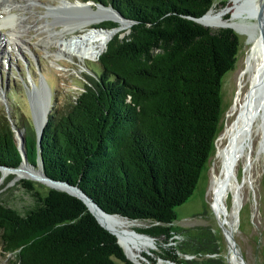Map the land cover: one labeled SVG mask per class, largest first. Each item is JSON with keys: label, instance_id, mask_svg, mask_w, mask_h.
<instances>
[{"label": "trees", "instance_id": "trees-1", "mask_svg": "<svg viewBox=\"0 0 264 264\" xmlns=\"http://www.w3.org/2000/svg\"><path fill=\"white\" fill-rule=\"evenodd\" d=\"M96 2L133 22L127 35L107 43L96 79L64 113L49 116L39 145L29 115H11L24 130L30 165L40 159L48 178L77 186L108 214L149 222L136 231L166 244L175 209L192 195L212 151L221 81L234 69L239 39L230 28L194 20L214 0ZM21 161L2 113L0 166ZM21 184L34 196L32 208L21 214L0 201L2 253L15 255L14 264H133L80 199L51 188L41 195L30 180ZM170 248L157 259L180 264Z\"/></svg>", "mask_w": 264, "mask_h": 264}, {"label": "rangeland", "instance_id": "rangeland-1", "mask_svg": "<svg viewBox=\"0 0 264 264\" xmlns=\"http://www.w3.org/2000/svg\"><path fill=\"white\" fill-rule=\"evenodd\" d=\"M16 1L23 6V11L14 9L11 13L18 15V17L23 15L22 18L26 20V22L20 23L15 20L16 23H19L17 28L20 25L30 27V29L26 28L27 30L21 29L26 32L20 34L26 41L27 47L26 45L21 46L18 44L14 46L9 44V32H13L12 29L14 28H10L13 23V17L7 19L6 22L0 19L2 24L0 26V43H2L0 45V114L2 115L3 113L6 116L14 132H16V129L12 113L14 115L16 113L19 114L20 111L27 113L29 120L33 124L27 97L30 94L29 91H34L33 86L39 84L40 78L50 84V89L48 88L51 94L49 116L57 117L67 110L70 101H73L84 90L91 78L96 79V72L94 71L98 72L99 70L97 61L85 60L82 62L77 58H67L63 54L55 55L54 57L51 55L50 51L55 50L53 46L49 48L46 43L52 44L54 42L53 38H55L53 30L60 31L62 28L64 10L63 12L62 10H56L47 15L48 9L46 7L49 5L57 7L59 0ZM69 1L83 2L93 10L101 8L97 6L96 0ZM235 1L214 0L211 8L215 13H224V19H231L232 13H230V9ZM5 5H8V3H5ZM250 5L248 4L251 8ZM258 20L256 16L248 12L241 14L236 19L239 24L245 25V32L244 35H240L233 30L238 36L240 46L234 69L226 73L221 81L222 113L213 141L212 151L201 171L192 195L185 203L175 209L176 218L170 225L171 239H168L166 244L163 243V238L154 239V248L150 249V252H142L143 255L149 256L152 261L144 257V260L142 259L143 263L140 264H176L157 259V254L165 255L162 249L171 253L174 252L170 246L175 249L180 264H238L233 258L234 256L231 255L232 249L225 234H231L236 248V257L238 260H242L243 264H264V145H261L263 134L257 129V125L261 123L259 117L252 129L251 151L238 162L234 171L236 189H238L241 199L239 207L235 206L233 191L227 190L222 197L223 210L216 211L214 208L215 198L211 192L213 175L214 173H219L221 166L220 159L217 157L218 147L222 148L226 144L225 140L219 141V139L226 125L232 122L229 114L233 108L238 90L237 78H239L240 72L246 66V58L251 47L249 36L248 34L246 35V32ZM126 23L129 24V27L123 30L120 34L121 37L129 33V28L132 25L130 22ZM91 27L103 28L100 23ZM112 38L113 36L109 41ZM49 55L51 56L49 57ZM246 90L247 86L243 89L244 94ZM243 98L244 95L241 100ZM17 133L23 135L20 130ZM35 135L38 140L40 134L35 131ZM15 139L17 140L16 136ZM20 167L21 165L17 168ZM36 168L40 169V165L38 166L37 164ZM4 171L5 169H0V201L4 206L12 208L21 214L35 205L33 194L25 190L21 184L22 180L32 181L35 190L39 191L41 195H45L47 190L50 189V187L39 180L26 178L17 180L13 171H7L10 174L4 177ZM235 212L237 213L236 221ZM120 218L129 220L125 217ZM129 221H134L136 224L135 228L133 227L135 231L150 226L149 222L138 219ZM219 221H222L225 232L222 231ZM14 260L15 255H4L2 253L0 242V264H14ZM130 261L133 264H138L131 259ZM115 264L122 263L115 260Z\"/></svg>", "mask_w": 264, "mask_h": 264}, {"label": "bare ground", "instance_id": "bare-ground-1", "mask_svg": "<svg viewBox=\"0 0 264 264\" xmlns=\"http://www.w3.org/2000/svg\"><path fill=\"white\" fill-rule=\"evenodd\" d=\"M26 2L28 1L26 0ZM5 3H8V5H5ZM248 4H251V8ZM57 5L58 7L50 5L46 7V9H48V12L46 11L47 15L56 10H62V12L64 10L62 28L60 31L53 30L55 32V38H53L54 42L52 44L46 43L49 48L53 46L55 51H50L53 57L63 54L67 58H77L82 62L85 60L97 61L99 56L106 49L109 39L116 33H122L124 29L129 27V24L117 18L114 13L108 9L98 8L93 10L83 2H72L69 0H59ZM14 9L23 11V6L17 3L16 0L13 2L11 0H2L0 2V19L6 22L7 19L13 17V23L10 28H14L12 29L13 32H9V44L14 46L18 44L21 46L26 45V41L20 36L21 33L23 34L26 31L21 29H30V27L20 25V27L17 28V24L26 22V20L22 18L23 15L19 17L18 15H13L11 12ZM246 12L253 14L259 20L252 24L250 30L246 32L251 44L250 51L246 58L247 60L245 59L246 66L240 72L239 78H237L238 90L233 108L229 114L232 118V122L226 125L219 139V141L225 140L226 144L224 147H220L221 149L218 147L217 157L220 159L221 166L219 173H214L211 181V192L215 198L214 208L216 211L220 209L223 210L222 197L227 190L233 191L235 206L237 208L239 207L241 199L238 189H236L237 185L234 180V171L238 162L251 151L252 129L258 117L261 123L257 125V129L263 134L261 145H264V113L262 112V107L264 106L262 100L264 98V0H236L230 9V13H232L231 19H224V13H215L211 8L209 12L199 20L200 24L205 27L211 29L231 27L238 34L244 35L245 25L239 24L236 19ZM106 17H109V19L117 23L118 26L110 29L91 27L94 24L102 22ZM15 20L19 23H16ZM0 26H2L1 23ZM51 55H49V57ZM246 86L247 90L244 94L243 89ZM37 87L38 86H36V88ZM44 89L45 91L43 92H41V89H38V91L37 89L35 90L39 95L41 94L44 102L38 101L37 99L32 101L34 104V119L38 127L41 126L51 106L46 95L48 88L44 87ZM29 92L35 96L33 92ZM47 94L49 93L47 92ZM243 95L244 98L241 100ZM18 136H20V134ZM40 172V169L36 167L31 168L27 164H21V167L13 173L16 175L17 180L22 178L35 180L33 177L39 176ZM8 174L10 173H7V171L3 172L4 177ZM234 216L236 221V212ZM98 218L103 226L117 234L119 244L125 250L127 257L135 263H143L144 256L142 252H150V249L155 246V241L144 234L136 232L133 229V227L136 226L134 221H127L120 217Z\"/></svg>", "mask_w": 264, "mask_h": 264}, {"label": "water", "instance_id": "water-1", "mask_svg": "<svg viewBox=\"0 0 264 264\" xmlns=\"http://www.w3.org/2000/svg\"><path fill=\"white\" fill-rule=\"evenodd\" d=\"M99 4V5H98ZM97 4V6H99V7H101V8H103V9H108V10H111L113 13H115V15H116V17L117 18H119V19H122V20H126V22H130V24H132L133 22L132 21H130V20H127V19H124L120 14H119V12H117L115 9H113L112 8V6L111 5H109V7L108 6H105V5H103V4H100V3H98ZM87 6V5H86ZM88 7L90 8V9H92L89 5H88ZM56 9H58V8H56ZM209 12V11H208ZM207 12V13H208ZM206 13V14H207ZM206 14H204L202 17H200V18H194V20L197 22V23H199L200 24V22H199V20L201 19V18H203ZM104 20H109V21H111L110 19H109V17H106L105 19H103V21ZM202 25V24H201ZM224 28H230V29H232L231 27H224ZM232 30H234V29H232ZM235 31V30H234ZM42 92V91H41ZM37 100L38 101H41V94L40 95H38L37 96ZM263 100V103H264V98L262 99ZM31 100L29 99V102H30ZM32 102V101H31ZM31 102H30V108H31V110L33 111L34 109H33V103L31 104ZM263 109V110H262ZM262 112L264 113V106L262 107ZM47 122H48V118H46V117H44V119H43V121H42V123H41V126L40 127H38L37 126V124H36V122L34 121V130L38 133V134H40L39 135V137H38V145H39V141H40V138H41V135H42V131H43V129H44V127H45V125L47 124ZM15 129H16V136L18 137V149H19V151H20V154H21V157H22V161H21V164H27L28 166H30L31 168H34V166H32V165H30L29 163H28V161H27V158H26V155H25V151H24V138H23V136L21 135V133H20V136H18L19 134L17 133V132H19V130H17V128L15 127ZM20 164V165H21ZM19 165V166H20ZM40 165V171H41V173H40V175L41 176H36V177H33L35 180H39V181H41V182H43L45 185H47L48 187H50L51 189H56V190H60V191H64V192H66V193H68V194H70V195H72V196H74V197H76V198H78V199H80L83 203H84V205L86 206V208H87V210L96 218V220L98 221V223L102 226V227H104L106 230H108L110 233H112L113 235H115L116 236V238H117V241H118V236H117V234L116 233H113V232H111L109 229H107L105 226H103L101 223H100V221H99V218L98 217H122V216H119L118 214H108V213H106L100 206H98L84 191H82L80 188H78L77 186H73V185H70L68 182H62V181H56V180H52V179H50V178H48L46 175H45V173H44V171H43V165H42V161L39 159V162H38V166ZM5 169V171H16L18 168H9V167H5V166H0V169ZM219 224H220V227H221V229H222V231L223 232H225L224 230H225V228H224V226H223V223H222V221H219ZM147 237H149L150 239H152V240H154V238H152V237H150V236H148V235H146ZM225 236H226V238H227V240H228V242L230 243V247H231V255H233L234 257V259H235V261L238 263V264H243V262H242V260H238L237 259V257H236V248H235V244H234V241H233V239H232V237H231V234H225ZM118 243H119V241H118ZM120 245V244H119ZM121 246V245H120ZM123 249V248H122ZM123 251H124V253H125V250L123 249ZM125 255H126V253H125ZM126 257H127V255H126ZM128 258V257H127ZM129 259V258H128ZM130 260V259H129Z\"/></svg>", "mask_w": 264, "mask_h": 264}]
</instances>
